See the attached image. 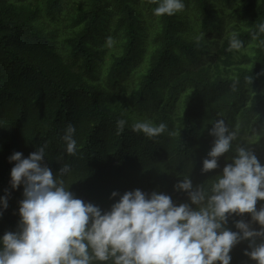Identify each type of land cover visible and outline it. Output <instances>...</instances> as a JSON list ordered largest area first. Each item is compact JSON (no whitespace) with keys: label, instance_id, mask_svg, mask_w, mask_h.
I'll return each mask as SVG.
<instances>
[{"label":"trees","instance_id":"obj_1","mask_svg":"<svg viewBox=\"0 0 264 264\" xmlns=\"http://www.w3.org/2000/svg\"><path fill=\"white\" fill-rule=\"evenodd\" d=\"M109 1L119 14L114 27L122 30L124 41L121 53L113 55L102 84L96 73L102 51L94 42L107 19ZM138 1L152 11L157 6L149 0H86L76 15L79 27L65 38L62 49L54 32L40 21L39 3L34 6L0 0V195L5 189L10 192L9 206L0 217V235L17 230L19 201L23 199V186L11 189L10 171L15 162L9 163L8 157L16 151L27 157L45 143L44 162L54 176L62 164H69L71 172L63 177L69 190L104 210L119 199L110 198L113 191L122 195L134 189L163 192L176 204L189 202L186 193L174 190L184 174L194 187L208 184L234 155L224 154L217 169L201 172L214 139L209 135L211 123L219 118L230 128L239 127L233 147H250L264 164V46L250 35L258 23L264 22V0H229L236 1L232 13L244 23L236 32L253 53L226 51L227 38L219 43L220 58L227 62L223 67L201 64L210 51L208 40L203 35L198 41L183 32L178 14L156 16L147 65L135 89L126 94L127 88L122 86L126 89L120 99L110 88L118 86L141 48L143 27ZM189 1L198 11L200 29L211 34L221 16L214 0L185 3ZM61 2L44 0L53 20ZM197 32L200 36L199 29ZM259 39L264 40V34ZM248 75L252 83L260 77L262 82L246 86L244 78ZM237 79L239 84L233 91ZM120 119L126 124L118 133L116 122ZM141 120L157 125L164 122L176 135L164 133L150 139L132 130V125ZM69 123L76 128L79 151L75 156L66 153L61 139ZM261 205L264 201L257 202V210ZM239 219L249 222L251 217L247 213L233 215L226 227L237 231L234 225ZM252 227L259 229L254 222ZM246 249L250 250L248 241L234 246L230 264H255L244 254Z\"/></svg>","mask_w":264,"mask_h":264},{"label":"clouds","instance_id":"obj_2","mask_svg":"<svg viewBox=\"0 0 264 264\" xmlns=\"http://www.w3.org/2000/svg\"><path fill=\"white\" fill-rule=\"evenodd\" d=\"M157 4L155 16H172L185 9V0H149ZM251 32L253 41L264 34V22ZM203 38V34L197 40ZM108 47L114 41L106 40ZM245 43L239 33L229 35L226 51H240ZM253 78H244L246 86ZM239 80H234L236 91ZM126 121L116 122L117 132L124 130ZM209 135L213 142L202 162V173L219 167L224 154L232 152L231 163L208 184L194 187L184 174L174 185L175 191L187 194L186 203L176 204L163 192L141 189L117 191L110 198L119 197L108 210L77 198L63 177L71 166L62 164L54 176L44 162L47 143L38 146L27 157L19 151L8 157L15 162L10 171V186H23L19 201V221L16 231L0 235V264H230V252L242 241H248L245 255L255 264H264V205L257 210V202L264 201V164L250 147L233 142L239 127L230 128L223 118L211 123ZM134 132L155 138L169 132L168 125L151 120L137 121ZM76 128L69 123L61 137L65 151L77 155L74 138ZM59 161V160H57ZM191 170V169H190ZM10 192L0 195V217L8 208ZM250 214L251 220L235 221L237 231L227 228L229 217ZM257 223L259 229L252 227ZM259 240V243H257Z\"/></svg>","mask_w":264,"mask_h":264},{"label":"rangeland","instance_id":"obj_3","mask_svg":"<svg viewBox=\"0 0 264 264\" xmlns=\"http://www.w3.org/2000/svg\"><path fill=\"white\" fill-rule=\"evenodd\" d=\"M21 2L32 3L34 6L39 3L41 8L40 21L45 24V27L49 31L54 32V36L58 42V46L62 49L65 48V38L71 36L74 31L79 27L75 23L76 15L78 9L84 5L86 0H62L61 6L57 11V19L53 20L45 10L44 0H18ZM236 1L229 0H214V6L218 8L219 13L221 14L219 19V24L217 28L211 33H205L200 29V17L198 11L193 7L192 1L185 3V9L182 12H178V17L182 20L181 30L193 37H198V29L200 35H205L206 44L209 46V53L204 55L201 59V64H210L212 66L220 65L221 67L227 66V62H224V58H220L221 46L220 42H223L225 39H229V35L232 32H236L240 29V26H243V20L239 15L232 13V7ZM106 17L107 19L103 22L101 31L97 34V40L94 44L102 51V57L97 63L96 73L97 80L100 83L105 84L107 68L112 61L113 55H119L122 51V43L124 41V34L122 30H116L114 27L115 20L119 15L116 12L115 5L113 1H109L107 4ZM138 10H141L142 21L141 25L143 27L141 40H140V51L132 59L127 69L121 75L119 79V84L114 89L110 88L114 93L116 92L120 99L123 98L125 89L127 88V93L129 94L133 89L136 88L137 83L140 79L141 73L147 65L150 53L153 50L152 41L153 35L151 34L154 31V28L157 26L156 16L153 14V11L149 9L145 3L138 1L137 3ZM108 37H111L114 41L112 47H108L106 40ZM211 40V41H210ZM243 52L253 53L251 46L245 44V48L242 49ZM226 60V59H225ZM239 63V59L236 61ZM172 76V75H171ZM260 77L251 86L257 85V82L261 81ZM126 87L125 89L122 87Z\"/></svg>","mask_w":264,"mask_h":264}]
</instances>
